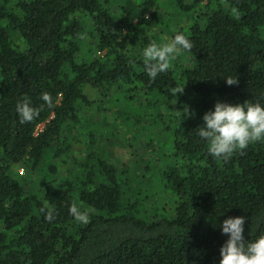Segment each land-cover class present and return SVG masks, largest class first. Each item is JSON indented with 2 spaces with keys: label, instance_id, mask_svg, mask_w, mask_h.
Returning <instances> with one entry per match:
<instances>
[{
  "label": "trees",
  "instance_id": "1",
  "mask_svg": "<svg viewBox=\"0 0 264 264\" xmlns=\"http://www.w3.org/2000/svg\"><path fill=\"white\" fill-rule=\"evenodd\" d=\"M218 100L264 104V0H0V264H219L224 219L264 234V142L225 160L194 134Z\"/></svg>",
  "mask_w": 264,
  "mask_h": 264
},
{
  "label": "clouds",
  "instance_id": "2",
  "mask_svg": "<svg viewBox=\"0 0 264 264\" xmlns=\"http://www.w3.org/2000/svg\"><path fill=\"white\" fill-rule=\"evenodd\" d=\"M191 48V41L182 32H176L167 43H150L142 50L148 76L155 80L158 74L169 69L170 62L182 51ZM224 79L227 85L237 83V79ZM182 91L183 88L177 92ZM41 99L50 103V94L42 93ZM17 111L22 123L29 122L39 115V110L34 108L27 98L18 103ZM189 115L191 113L186 107L183 116ZM194 134L201 140L207 141L208 152L213 158L226 160L234 152L244 150L252 143L264 142V104L249 100L243 103L218 100L213 109L204 113L202 124L194 129ZM42 211L46 212L47 218L53 215V210L42 209ZM69 213L77 222L89 223V212L80 210L77 205H72ZM244 224L243 216H230L219 224L221 233L228 237L220 247L219 264H264V234L246 242L243 236Z\"/></svg>",
  "mask_w": 264,
  "mask_h": 264
},
{
  "label": "rangeland",
  "instance_id": "3",
  "mask_svg": "<svg viewBox=\"0 0 264 264\" xmlns=\"http://www.w3.org/2000/svg\"><path fill=\"white\" fill-rule=\"evenodd\" d=\"M168 41H169V39H168ZM180 56H181V54H180ZM183 56H186V55H183ZM130 123H132L131 121H129V124ZM133 124V123H132ZM117 125H118V123H117ZM116 125V123L115 122H113V121H111L110 120V122H108V124L107 123H104L103 124V128L108 132V134L109 135H112L114 132H115V127L117 126ZM121 126V125H120ZM119 126V127H120ZM130 127H132V126H130ZM118 128V127H117ZM127 128V127H126ZM125 126L123 125V127H122V134L124 135V136H126V135H129L131 132H133V131H135V133H138L137 131L139 130V129H135V128H130L129 129V131H125ZM131 131V132H130ZM101 132H99V131H97V134H100ZM130 136V135H129ZM128 136V137H129ZM139 147V146H138ZM138 147H136V146H130V147H125L126 149H125V151H124V149L122 148V150H120L121 151V153H123L122 151H124L125 153H130V152H138V151H142V149H143V147L142 148H138ZM134 158H131L130 160H133ZM140 159V158H139ZM15 170H18V172L19 173H23V172H25L26 170L23 168V167H15ZM159 195L160 194H158L157 195V201L156 202H158V199H159Z\"/></svg>",
  "mask_w": 264,
  "mask_h": 264
}]
</instances>
